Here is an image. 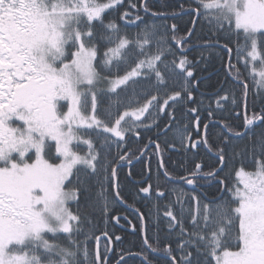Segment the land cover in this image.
Here are the masks:
<instances>
[{"label":"snow or ice","instance_id":"obj_1","mask_svg":"<svg viewBox=\"0 0 264 264\" xmlns=\"http://www.w3.org/2000/svg\"><path fill=\"white\" fill-rule=\"evenodd\" d=\"M124 6L125 0H0V264H109L112 249L105 243L101 252L95 218L123 202L116 169L118 161L131 162L121 154L126 138L159 128L158 117L170 115L165 108L195 103L196 63L183 50L195 29L178 35L175 24L169 32L128 11L120 15L122 27L115 15ZM187 12L208 28L202 46L224 50L245 108L249 77L264 105V0H190ZM131 25L139 30L129 36ZM217 95L209 116L237 104L235 95ZM257 122L264 127V106L244 116V132L225 124L231 136L215 144V165L194 163L179 177L163 172L169 185L182 181L189 191L172 186L166 196L159 187L139 188L168 201L162 215L157 204L156 224L166 219L175 239L160 247L159 231L155 246L145 235L144 250L129 256H142L141 264H156L145 252L164 253L160 264H264V132L250 147L231 143L254 133ZM180 142L188 151L213 152L207 136L181 133ZM148 144L160 149L150 138ZM230 159L240 167L229 173L228 187L220 174ZM212 182L220 196L197 195ZM109 188L116 189L112 199ZM110 218L119 223V216ZM122 261L128 264L121 254L115 264Z\"/></svg>","mask_w":264,"mask_h":264},{"label":"trees","instance_id":"obj_2","mask_svg":"<svg viewBox=\"0 0 264 264\" xmlns=\"http://www.w3.org/2000/svg\"><path fill=\"white\" fill-rule=\"evenodd\" d=\"M136 4V8L133 9L129 6L128 0H125V6L121 9L119 14L115 15L116 22L122 24L120 15L123 11H128L130 14H140L149 24H156L160 27H167L171 32L170 26L175 24L176 33L178 35H185L186 30L195 29V38H193L192 44L186 46L183 50L186 51L189 60L196 63L194 69V75L196 80L193 81V97L195 103H191L184 100L182 103L173 106L175 109L165 108V112L170 115L161 114L158 117L160 124L159 128L153 130H140L139 137H133L128 141L125 147L127 151L121 150V154L131 156V162L118 161V165L121 166L117 171V183L119 185L120 195L123 198V203L116 200L109 212L108 217H101L97 214L95 222L98 226L96 235L100 237V249L104 252V245L108 243L109 248L113 247V253L109 257V264H115V259L121 254L127 256L125 260L128 264H141L142 256H129L128 253H137L144 250L143 239L145 235L150 238V242L154 243L159 231V239L161 241L160 247L166 246V241H172L174 236L169 237L166 225L167 221L162 220L157 226L156 224V207L159 204V210L162 215L164 205L168 203L165 199L157 201L155 195L144 196L139 192L140 187H147L152 185L153 190L159 187V190L165 191L166 196L169 195L168 189L172 186L177 188H183L185 191L190 189L181 181L175 182L174 185H169L166 178L163 176V170H167L172 176L179 177L181 175H187L193 168L194 163H202L206 169L208 166L216 164L215 144L219 142L221 135L231 136L227 133L225 124L233 127L234 131L244 132V116H249L252 113L260 114L262 105L259 99H256L252 93L255 92V88L251 83V78H248L249 83V97L247 101V108H245V102L240 96V86L233 80L232 75L228 70V58L225 56L222 48H207L202 46L203 37L209 36L208 28L205 26L202 20H199L194 15H189L187 9L190 5V0H131ZM145 5L149 8V12H143ZM183 6L184 11H182ZM152 13H160L161 15H152ZM195 21V24L192 22ZM142 27V25H141ZM129 36L133 35L139 29L135 25L129 26L127 29ZM226 40H221V44L226 43ZM173 46L175 45L173 41ZM233 47L232 44H229ZM235 63V59L232 60ZM240 67V65H237ZM241 71L244 69L241 67ZM172 89H169L171 91ZM218 93L231 94L237 98V104L229 107L228 112L222 113L216 110L211 116L208 115L209 105L212 109H216V100L218 99ZM253 101L255 104L253 106ZM171 104L172 102L169 101ZM197 108L196 113H190V108ZM171 116H175V120L171 119ZM199 119V128L196 126V120ZM207 124L208 129L205 130L203 125ZM171 127L170 131H167L165 135V129ZM255 131L252 134L246 133L245 138L232 137L231 143L237 147L238 150L245 146H251L252 141L264 132V127L260 126V122L254 126ZM186 129V131H184ZM208 138L209 144L213 145V152H209L204 146L196 151H188L185 144L180 142V134L183 133L186 137H190L192 140H202L204 133ZM149 138L155 143L160 145V158L158 155V149L154 144L149 145ZM174 145V147H173ZM151 146L145 155L140 158L145 149ZM198 153V154H197ZM115 157V151L113 158ZM163 158V167H160V160ZM239 168L240 164L230 159L228 161V167L220 174V178L225 180V184L231 187L234 180V176L229 175L233 172V168ZM252 170V169H247ZM129 172L131 176H129ZM219 185L215 182L205 186L197 191V195L201 192L207 194L209 198L217 197L221 195V191L218 190ZM109 199H112L114 188H109ZM227 197L228 193H224ZM125 205V206H123ZM127 206V207H126ZM128 207L135 209L137 212ZM75 211V209H73ZM140 213H143V219H141ZM119 216V223L115 222V219H111L112 215ZM108 233V237H111V241L103 235V232ZM115 236H120L121 240L116 241ZM95 242H90V247H94ZM175 247V245H173ZM149 255L150 259H154L156 264H160L161 259H168L164 253H157V256L153 253L145 252ZM109 255V252H108ZM166 256V257H165ZM123 264V261L121 262Z\"/></svg>","mask_w":264,"mask_h":264},{"label":"water","instance_id":"obj_3","mask_svg":"<svg viewBox=\"0 0 264 264\" xmlns=\"http://www.w3.org/2000/svg\"><path fill=\"white\" fill-rule=\"evenodd\" d=\"M180 47V46H179ZM205 138V135H204V137H203V139ZM151 146H148L146 149H145V151L142 153V155L140 156V158L137 160V161H139L144 155H145V153L148 151V149L150 148ZM200 148V147H199ZM194 151L195 150H197V149H193ZM158 154H159V157H160V152L158 151ZM137 161H135V163L137 162ZM121 166H118L117 167V169H116V171L120 168ZM163 170V169H162ZM178 182H181V181H178ZM189 187H191V186H189ZM143 195L144 196H149L148 194H144L143 193ZM129 209V208H128ZM133 210V209H132ZM133 211H135V212H137L136 210H133ZM115 222H116V220H115ZM156 255H159V254H156ZM126 258V257H125ZM124 258V259H125ZM166 258H168V257H166Z\"/></svg>","mask_w":264,"mask_h":264},{"label":"flooded vegetation","instance_id":"obj_4","mask_svg":"<svg viewBox=\"0 0 264 264\" xmlns=\"http://www.w3.org/2000/svg\"><path fill=\"white\" fill-rule=\"evenodd\" d=\"M214 183V182H213ZM186 185V184H185ZM207 185H210V184H207ZM187 186V185H186ZM188 187V186H187ZM189 188V187H188ZM199 190V189H198Z\"/></svg>","mask_w":264,"mask_h":264}]
</instances>
